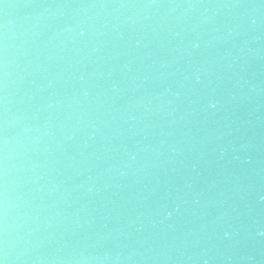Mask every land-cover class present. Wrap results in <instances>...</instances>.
Wrapping results in <instances>:
<instances>
[{"label":"water","instance_id":"95a60500","mask_svg":"<svg viewBox=\"0 0 264 264\" xmlns=\"http://www.w3.org/2000/svg\"><path fill=\"white\" fill-rule=\"evenodd\" d=\"M0 264H264V0H0Z\"/></svg>","mask_w":264,"mask_h":264}]
</instances>
